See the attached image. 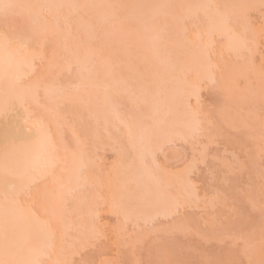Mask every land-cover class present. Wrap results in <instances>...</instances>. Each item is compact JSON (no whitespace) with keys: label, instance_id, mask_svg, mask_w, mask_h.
I'll use <instances>...</instances> for the list:
<instances>
[{"label":"snow or ice","instance_id":"6c2138e0","mask_svg":"<svg viewBox=\"0 0 264 264\" xmlns=\"http://www.w3.org/2000/svg\"><path fill=\"white\" fill-rule=\"evenodd\" d=\"M236 7L242 6L0 0V81L4 83L0 95V118L14 116L9 129L0 136V167L5 175L14 173L19 180V184H5L0 217V264H39L36 260L19 258L21 248L13 225L16 214L25 211L22 203L25 195L51 209L49 217L40 221L49 241L56 239L57 226H68L65 199L68 194L77 193L81 209L74 224L77 232L90 241L104 239L94 217L84 211L88 205V180L85 176L90 163L88 145L99 138L101 129L109 138L123 136L137 147L138 164L134 162L130 174L117 185L112 203L121 210L133 231L141 222L151 224L153 231L148 237L151 243L147 249L150 259L140 264H238L233 259L214 258L206 250L202 251L199 245L185 248L178 242L180 235L193 230L201 242L211 239L237 241L250 257L248 264H264V219L257 229L249 211L259 204L264 217V170L260 173L259 184L250 180L244 187L232 184L231 177L220 181L221 184L227 181L232 193L215 192L210 202L220 210V216L200 229L181 215L182 206L198 199L195 186L185 183L180 194H175L173 187L164 179L168 165L162 168L155 156V145L162 137L171 134L174 127L166 102L153 87L162 75L177 72V66L167 51L169 13L172 10L184 11L192 20L200 21L203 12L206 28L199 35L201 43L205 37L214 41L219 36L229 49L239 51L249 41L230 27L226 10ZM128 9L140 13L142 27L137 33L140 56L154 69L151 76L141 75L136 82L118 78L105 53L97 46L100 31ZM41 39L44 44L34 47ZM23 53L27 54L24 61L30 71L22 77L16 70ZM114 91L127 97V102L118 103L113 97ZM74 94H79L82 99L87 94L88 100L95 96L97 103V111L89 113L86 121L80 120L79 128L73 119H61L62 110L58 103V97ZM17 101L24 110L23 114L16 115ZM33 105L38 111L31 110ZM53 117L57 120L56 132L50 126ZM69 126L73 131L71 140L62 135ZM177 134L192 142L194 154L200 152L205 158L204 165L209 169V177L215 187L221 169L209 165L206 157L210 154L209 145L222 135V128L201 109L190 106L180 118ZM69 154L77 165V187L61 179L54 181L51 188L41 191L40 185L49 177H55L58 170L62 175L69 172ZM186 164L187 169L194 172L192 165L187 161ZM240 166L238 158L229 157L226 168L238 169ZM187 180L191 181V175ZM205 199L207 202V196ZM36 203L30 207L35 208ZM145 208L149 211L145 212ZM192 255L199 259L189 258Z\"/></svg>","mask_w":264,"mask_h":264},{"label":"rangeland","instance_id":"374dc122","mask_svg":"<svg viewBox=\"0 0 264 264\" xmlns=\"http://www.w3.org/2000/svg\"><path fill=\"white\" fill-rule=\"evenodd\" d=\"M40 1L44 2V0H40ZM119 1L123 2V0H89V1L86 0L85 3H113V4H116ZM127 1H129V0H127ZM175 1L176 0H133V2L131 4H143V2L145 4H153V3L175 4ZM199 1L201 3H209V4H230V5L242 6V7H236V8L228 9V10H226V12H227V15L230 19V27L231 28L233 27V29L235 31H237L240 34V36L245 37L247 39V41H249V43L246 46L240 48L239 51H236L235 49H234L235 51H233V49H229L227 46L226 47L224 46L223 49H221L220 47H216L218 44L219 45L222 44L220 39H218V41L217 40L212 41V45L210 42H208L211 46H208L209 45L208 43H204L205 45H203V43L200 45L197 43L196 45H199V46L194 48V46H196V45H193V43H191L193 45V48H194V49L193 48L192 49L194 51L197 50L199 52V54L203 56L202 58H204L206 61H208L207 64L212 62L211 57L214 56L212 54V52L214 54L219 53V55H218L219 57L217 56L218 60H217V57H213V58H215V60L214 59L213 60L214 61L217 60L219 62L218 65H220V67H221V70H220L221 72L220 71L215 72V73H214V71L212 72V70H214V68H212V67H211V70H207V68L209 69V66H207V64H205L206 62L203 63V65L204 66L206 65L205 67H207L206 70L202 68V70H204V71L200 70L201 73L197 70L199 72L198 74H202V73H203L202 75L205 74V78L201 75L197 76V78H200V76H201L202 79L205 80V81L202 80L203 83H201L202 90L199 89L198 87H196L200 90V92H198V94H200V93L201 94L200 95L197 94V98L190 97L191 100H188V102L191 101L190 104L192 107H198L199 109H201L205 114L209 115L210 118L213 119L217 123L218 126H220L222 128V135L218 138V140L215 143H212L209 145L210 154H209V156L206 157L209 165L218 166L219 169H221L220 178L217 181V185L214 187L212 184V181L209 177V169L207 167H205V165H204V159L205 158L202 157L200 152H196L194 154V145L192 144L191 141H189L188 139L184 140L185 137H183V136H182L183 139L181 138L182 140L180 139L177 141L176 138L180 137L177 134L179 137L173 136L174 138L176 137L175 138L176 140L174 139V141H171V140H173L172 139L173 137H169V139H167V138H165L166 137L165 136V137H162L163 139L165 138L164 140L161 138V140L158 141L156 144V146H158V147H156V150H155L156 152L158 151L159 148H161L159 150V153L158 154L156 153L157 155H155L158 162L163 167H164V165H168L166 170L171 172V173L165 172L166 178L169 177L168 174H170L171 178H172V176L179 177L178 174H180L181 172H182L181 173L182 175L184 174L186 176V177L183 176L184 179H187V176L191 175V181L186 180V182L191 183L192 185L195 186V190L199 193V196H198V199H193L191 202H188L186 204V206H183L181 208V215L187 221H189L191 224H193L195 227L203 229L206 224H210V222L212 221V219L214 217L220 216V210L217 207L213 206L210 202L211 197L215 194V192L217 190H220L222 192L226 191L228 194L232 193V188L229 186L228 182L225 181V183L221 184L220 181L225 180V177H231V183L232 184H239L241 186L246 187L250 180L255 182L256 184H259L260 173L262 170H264V159H262V147L260 144L264 140L263 139L264 138L263 137L264 129H262L263 128L262 126H264L263 125L264 124L263 123L264 122V114H263L264 113V109H263L264 105L262 104V102L264 103V95L261 94L262 90L264 91V87H263L264 86V84H263L264 83V66H263L264 63L263 62L261 63V60L264 59V58L261 59L264 56V39H263L264 38V34H263L264 33V7L263 6L264 5L262 4V3H264V0H198V1L196 0L195 2L199 3ZM31 2H32V0H31ZM188 2H190V1L188 0ZM36 3H38V0H36ZM186 3L183 2V4H186ZM146 11L151 12L152 10H146ZM172 11H174V10H172ZM174 12L178 13L177 11H174ZM180 12L181 11H179V14H175L172 17V19H173V20L171 19L172 22L169 18L170 13L168 15L169 19L167 20V24L169 25V28H171L170 25L172 26V29L170 30V36H169L171 43L168 41L170 45L181 44V42L184 41L185 38L190 37L192 32H197V30H198L197 28L201 29L202 26L205 24L204 16L202 15V12H201L200 21H195V20H192L191 18L189 19L188 14H186L184 11H182L187 15V17H188V19H187L186 15H184L182 12L181 13ZM122 14H124V11ZM132 14L133 15H131V16L127 15L125 20L122 22V27H119V23L121 22V20L119 21V16L117 19L109 21L108 25L100 31L99 36L97 37V44H99V42H98V39H99L102 42V44H104L105 46L110 44V47H111L112 45L115 44L116 46H114V49H116L115 47H117V43H118V45L120 43L122 45L123 43L125 44V42H130L132 38H135L137 36L138 31L142 27V23L140 20V13L138 11L132 10ZM77 19L79 20V18H77ZM203 27L206 28V24ZM204 28H203V30H205ZM0 31H2V29H0ZM199 33H201V32H198V34L194 33L195 35H198L197 38L199 37ZM191 37H192V35H191ZM194 38H196V36H194ZM41 40L39 41V43L44 42V40L43 41H41ZM190 40H188L189 43H190ZM196 41H198V39ZM215 41L217 43H215ZM101 42H100V44H101ZM186 42H187V40H186ZM200 42L201 41L199 40V43ZM254 43H256V45H257L256 47H254V45H253ZM40 44L38 45V47L42 46V44L41 45ZM128 44H130V43H128ZM206 44H207V46H206ZM36 45L34 47H36ZM121 45L119 46V48L121 47ZM183 45H184V43H183ZM223 45H225V44H223ZM123 47L124 46H122L121 48L123 49ZM190 47H192V46L190 45ZM214 48H215V51H214ZM217 48L218 49L220 48L221 51L219 52V50H218V52H216ZM114 49H113V51L110 49L111 50L110 52L112 53L113 58L115 56L114 54L118 53V52H116V51H118V49L116 51H114ZM126 49H127V47H126ZM204 49H207V51H205ZM107 51H108V49H107ZM126 51H128V53H130L129 58H128L127 57L128 54L124 52L125 54H127L126 55L127 62L129 63V61H128V59H129L131 61L130 64L132 63L131 64L132 66L136 65L135 63L138 60V58H141L140 49H138L137 45H131L128 48V50H126ZM167 51H168V53H172L171 48L167 49ZM103 52H105V51L103 50ZM110 52H108V53H110ZM113 52H114V54H113ZM175 52H177V51H175ZM198 52H197V54H198ZM124 53L122 52V54H124ZM122 54L118 53V55H120V56H122ZM209 54H210V58H211L210 62H209V59H210ZM187 55H185V57ZM189 55H190V52H189ZM105 56H106V54H105ZM120 56L118 57L119 59H120ZM193 56H195V55H193ZM181 57H183V55H181ZM195 57H197V55ZM108 58H109V56H108ZM108 58H107V60H108ZM189 58H190V56H188V59ZM112 59L109 60L110 63L111 62L113 63ZM115 59L117 60V58H115ZM115 59H113V60H115ZM142 60H141V62L138 60V62H140L139 65L145 66L146 62H145V64H143ZM172 61H174V60H172ZM184 62L185 61H183L181 63L176 62V64L174 63V65L177 66L180 64H184ZM199 62H200V60L198 59L197 64H199ZM202 62H203V59H202ZM39 63L40 62L37 61L36 65L37 64L39 65ZM250 63H253V65H250ZM139 65H138V67H140ZM115 66H119V65H117V63H115ZM129 66L130 65L128 64V67ZM262 66H263V68H262ZM112 67H114V66H112ZM136 67L137 66H135V71H138V70H136L138 67L137 68ZM177 67L179 68V66H177ZM130 69H132L134 71L133 68H130ZM130 69H128V70H130ZM147 69L149 70V68H147ZM261 69H263V70H261ZM23 70H25V69L23 68L22 72H24ZM26 70H28V69H26ZM180 70H181V68H180ZM215 70H217V69H215ZM127 71L124 72V74L125 73L127 74ZM152 71H153V69H152ZM22 72H20V73H22ZM115 72H117V71L115 70ZM121 72L122 71H120L119 73L121 74ZM129 72H131V71H128V73ZM177 72H178V70H177ZM117 73H115V74H117ZM134 73H136V74H134ZM124 74H122V75H124ZM240 74H243V75H240ZM122 75H121V77L123 78ZM130 75L131 74H129V78H131V77L134 78L133 76H135L137 79V75H138L137 72H133L131 77H130ZM168 75L170 76V74H168ZM181 75H180L181 78H182V76L186 77L185 80L187 82H189L192 79L193 74L190 73L189 75L187 74V76H185V75L181 76ZM118 76H119V74H118ZM256 76H258V78H256ZM195 77L192 79V81L195 79L194 80V81H196L195 83H198V82L200 83L199 80H201V79H198V81H197L196 80L197 78H195ZM132 78L130 79L131 82L137 81L135 79L132 80ZM178 78L176 77L177 81H178ZM206 80H208V81H206ZM209 80H210V82H209ZM211 80L215 81V83H213ZM169 81H171V79ZM168 83L173 84L172 82H168ZM168 83H167V87L169 85ZM177 84L178 83H176L175 85L178 87L179 84L178 85ZM173 85H171V86H173ZM175 85L173 87H171V88H173L172 94L170 93V90H169L170 88L166 87L167 88L166 91L169 92L168 94H170V95H168V97H166V100L170 96V104H169L170 106H168V107H171V109L173 108L175 102H177L179 104V106H178V105H176L177 103H175L176 106H178V107L182 106L181 105L182 102H179L181 100L179 98H177V99H179V101H178L175 99L176 97L174 98L176 93L178 94L177 97L181 96L180 92H178L179 91L178 88L175 87ZM158 86L156 87V89L161 88V90H162V87L160 86L158 88ZM179 86H181V85H179ZM195 86H197V85H195ZM198 86H200V85H198ZM196 88L193 87V89H195L196 92L199 91ZM163 89H165V88H163ZM166 91H164V92H166ZM164 92H160V93L163 94ZM258 92L263 96V99H262V97H260L261 95H259V97L257 96ZM117 93L119 94V92L114 91L113 97L119 103V100H117V99L121 98V100L123 101L122 98H124V97L118 95ZM165 94L166 93H164L163 95H165ZM76 95H78V94H76ZM163 95H161V96H163ZM182 95H185V94H182ZM85 96H87V94ZM118 96H120V97H118ZM199 96H200V98H199ZM181 97H183V96H181ZM85 98H84V100L83 99L82 100L78 99V100L81 102L82 101L88 102L87 106L89 107V104H90L93 107L92 102L94 101L93 100L94 96L90 100V102L93 100L91 103H89L88 99L87 98L85 99ZM125 98H127V97H125ZM163 98H164V96L162 97V99ZM193 98H194L195 102H194ZM62 99L64 101L67 100L65 98H62ZM62 99L58 97V103H59L60 108L62 110L61 119H64V118L73 119V123L75 124V126L77 128H79V121L82 119L81 116H79L76 113L78 115L77 117L80 118V120H77L76 116H75L76 119H74L72 117V115H66L68 112L67 113L64 112V105L65 104H64V101ZM196 99L199 100V102H196ZM258 99H259V101H258ZM124 101L127 102L126 99ZM166 102H169V100H167ZM65 103H67V102L65 101ZM79 104H80V102H79ZM82 104H83V102H82ZM166 104L168 105V103H166ZM186 104H189V103H186ZM67 105H69V103ZM258 105H260V106H258ZM16 106L21 107L19 101L16 102ZM95 106H97V103ZM186 106L185 105L182 106V109H180V110L181 111L184 110L183 107H186ZM188 106L190 107V105H188ZM88 107L81 106L80 112H82L81 113L82 115H84V113H90V110L88 109ZM92 107H89V108L91 109ZM130 107H131V105H130ZM32 108H33V106H32ZM93 108H95V107H93ZM186 108H188V107H186ZM34 109H35V111H38V109H36V107ZM66 109H68V107H66L65 110ZM95 109H97V107ZM174 109H176L175 106H174ZM261 109H263V110H261ZM68 110H66V111H68ZM72 110H73V108H72ZM77 110H78V108H77ZM32 111H33V109H32ZM74 111H76V110L74 109L73 112ZM174 111L172 110V112H171V113L174 112V114H175V115L171 114V115H174L173 117L177 116V114H176L177 111L176 110H174ZM92 112H94V111H91V113ZM179 112H177V113H179ZM64 113H66V114H64ZM182 113H183V111H182ZM179 114H178V117H180ZM262 114H263V116H262ZM87 116L89 117V115H87ZM8 119H9V117L7 118V121H8ZM5 120H6V118H0V124H2ZM171 120L173 121L174 118L173 119L171 118ZM177 120H178L177 123H180V121H179L180 119L178 118ZM174 121H176V120H174ZM50 123H52V124L54 123L52 125V127H53L52 130L54 132H56V129H57L56 118L53 117L50 120ZM175 126H176V124H174L173 128H175ZM177 126H179V124ZM259 126H261V128ZM67 129H68V131H70V130H72V127L70 126V128L68 127ZM67 129H65L63 135L67 136V133H68ZM254 130H256L257 132ZM178 131H179V128H178V130L176 129L177 133H178ZM71 132H73V131H71ZM101 132H104V131H101ZM176 132L174 133V135L176 134ZM258 132H260V133H258ZM69 134H70V132H69ZM101 134H103V133H101ZM105 137H107V135ZM259 137L260 138L262 137V139H260ZM70 138L72 139V135ZM99 138H100V136H99ZM99 138H98V140L100 143L102 141H104L103 139H99ZM118 138H120V136H118ZM122 139L124 141V138H122ZM166 139L170 140V141H167ZM95 140H97V139H95ZM100 140H102V141H100ZM107 141H108L107 143L105 141L103 142V144H106L107 147L102 146L103 144L101 145L102 147H104L103 148L104 150L97 147L95 149V151L92 152V154H91V151H92V148L94 146L92 147L91 141L89 142L88 153H89V160L92 161V163H91L92 165H91V170H90L91 176L88 173L87 174L89 176H87L85 173L86 177H88L87 180L88 179L90 180L91 178H93L95 180H97V178H98L97 181L104 180V178H106L108 175L106 173V170L108 172V169H109L108 167L111 166L110 164L114 161L113 157L116 156V154H114V152L116 153V152L121 151V154H122V152L125 150L124 146L119 144L120 142L117 144L120 147L122 146L123 151H122V149L120 150L119 147H117L118 148L117 150L112 149L110 147L112 140L110 141V139L108 140V138H107ZM114 141H115V139L113 140V142ZM254 141L255 142L257 141L256 142L257 144L252 143ZM97 143H95V144H97ZM115 143H116V141L114 142V144ZM124 143L126 145L128 143V141H127V143L126 142H124ZM117 144H115V146ZM128 146H130V145H128ZM258 146L261 148V150H259L260 148L259 149L257 148ZM262 146H264V142H263ZM90 147H92V148L90 149ZM133 147H134V145H133ZM110 149H112V150H110ZM130 149L132 151V149H133L132 146H130ZM113 150H114V152H113ZM136 151H137V147H136ZM136 151L133 149L132 152L129 151L130 153L127 152L128 154L126 153V155L124 153V155H122V158L120 159L119 164H118V162H116V163L114 162V163L117 166L118 165L120 166V163H122V161H124V160L128 161V159H130L129 162L131 164L134 161L137 162L138 161L136 159L137 157L134 158V155H136L134 153ZM132 153L134 155H132ZM68 156H71V155H68ZM132 157L134 158L133 162H132V159H133ZM213 157H215V159H213ZM229 157L238 158L239 161L241 162L240 168H238V169L226 168V164L228 162ZM118 158H119V155H118ZM118 158H117V160H118ZM93 161H96L97 165L95 163L93 164ZM97 161L101 163L102 168L100 167V164ZM186 161L192 165V169H194V172L192 170L187 169ZM130 163L128 165H131ZM72 164L76 168L74 163H72ZM128 165H125V166L127 167ZM97 167L99 168L98 172H97ZM88 168H90V163L88 164ZM110 168L111 169L109 170V173L112 172L113 170H116L117 168L120 169V167H117L115 169L114 164ZM95 172H97L96 173L97 176H94ZM174 177H173V180H174ZM175 180H177L176 177H175ZM167 181L168 180H166V182ZM46 184H47V181H46ZM49 184H47L45 186V183H42L41 184L42 187H40V189L41 190H42V188L44 189L43 186H45V187L48 186L47 188L52 187L51 183H49ZM171 184L173 185L174 183L172 182ZM102 187L104 189H106L104 186H102ZM172 187H174V186H172ZM91 188L92 187H90V190H91ZM93 188H95V187L93 186ZM93 188H92V190H93ZM97 188H98V186H97ZM97 190H101V187H100V189H97ZM97 190L95 192H97ZM99 192H97V196H98ZM104 192H106V190ZM89 194H90V191H89ZM89 194L87 193V195H89ZM104 195H102V196H104ZM91 196H92V194H91ZM95 196H96V194H95ZM206 196L208 198L207 202L205 199ZM78 197H79V194H78ZM1 198H4V197H2V195H1ZM91 200H93V199H91ZM79 201H80V199H79ZM91 202H93V201H91ZM96 202H97V204H100V203H98L99 199H97ZM1 203H2V200H1ZM94 204H92V205L94 206ZM65 205H66L65 206L66 210L68 208H70V205L68 203ZM89 205H87V207ZM239 206L242 207L243 205L240 204ZM87 207L85 209L90 208V207L89 208H87ZM97 207H99V208H97ZM103 207L101 204H100V206L96 205L95 208L99 209V212L97 211L98 214L100 213V214H102V216L100 214L99 215L95 214L96 216L93 214V216H94V219L96 217L95 220H96L97 228L102 230L104 233V239L100 240V242L98 241V243L96 245H94L95 242H93V241H92L93 243L88 242V244H87L88 247L83 246V248H86V249H83L82 247L79 246L80 248H82L83 251L80 249L81 250V252H80L79 249H75L76 254H75V256L72 255L71 258L69 257V264H85V262H88V261L92 262V264H94V263L95 264H104L105 262H106V264H124L122 261H129L130 264H140L141 261H147L148 259H150V256L148 254L147 249L151 243L148 240V237H149L150 233L153 231L151 224L146 225L145 223L142 224L143 222H141L139 224V226L137 227V230L133 231V230H130L131 227L129 226V224L127 222H125V223H127L126 226L125 225L123 226V224H125V223L122 222L121 225L123 227L120 226V229L123 232L120 236L119 241L117 240L114 242V241H112L113 239H110V237L108 235H109V233H110V235L111 234L113 235L112 229L114 227L112 228V226L114 225L115 227L118 228V226H119L118 221L119 220L115 219L116 218L115 216H114L115 218L113 216H110L107 212H106V214H104L105 209H103ZM249 211H251L254 226L257 229H259V226L262 222V219H264V217H262V215H261V210H260L259 204L257 205V207L254 210H249ZM113 214H115L117 217L121 216L122 220L125 219L123 214H121L120 209H119L118 213L116 212ZM68 217H69V215H68ZM98 220H100L99 221V223H100L99 227H98ZM103 220L105 222H107L108 223L107 225L112 228L111 231L109 230L110 228L109 229L107 227L105 228L107 230L106 232L108 235L105 234V229H104L105 225H103ZM140 225H141V227H140ZM125 228L128 229L127 232H125ZM129 231L131 232V235H130ZM76 237L77 238L80 237V236H78V233H77ZM84 237H86V236H84ZM81 238H83V237H81ZM112 238H114V236ZM117 238H118V236H117ZM81 240L78 241V239H77V241L79 242L77 244H80ZM126 240H127V244L124 243ZM177 240L185 248L194 247L196 245H199L202 251L206 250L208 254H210L212 256L214 255L213 257H215V258L218 256L219 258L225 257L227 259H233V260L237 261L238 264H245V263L247 264L248 260L246 258L247 257L250 258L249 255L248 256L246 255L247 257H243L245 254H242V253H246V252L244 250V247L242 245H239L237 241L225 242V241H221V240H217V239H211V240H206V241L201 242L197 238V234H196L195 230L189 232L187 235H180L177 238ZM124 244H126V245L124 246ZM87 245H85V246H87ZM128 246H130V248ZM71 252H72V254L74 253V251H71ZM124 252H126L125 253L126 256H129V257H127V260H125L126 256H124L125 258H123V256H122V254H124ZM189 258L194 259V260L199 259V257L196 255H192ZM106 260H108L109 262H107ZM245 260H247V261H245Z\"/></svg>","mask_w":264,"mask_h":264},{"label":"bare ground","instance_id":"6f19581e","mask_svg":"<svg viewBox=\"0 0 264 264\" xmlns=\"http://www.w3.org/2000/svg\"><path fill=\"white\" fill-rule=\"evenodd\" d=\"M79 2H81V3H85L86 2V0L84 1V0H78ZM87 1H89V0H87ZM191 3H196L194 0L192 1V0H189ZM198 1V0H197ZM20 2H24V3H36V0H32V2H31V0H20ZM38 2H41L40 0H38ZM43 2V1H42ZM44 2H76V0H44ZM127 2V3H126ZM133 2V0H129V1H127V0H123V2L121 1H119V2H117L116 4H131ZM145 2V1H144ZM143 2V4H145ZM177 2V3H176ZM183 4V2H187V3H190V2H188V0H176L175 1V4H181V3ZM199 3H201L200 1H199ZM263 5H264V3H262ZM264 7V6H263ZM123 11H124V14H122L123 13ZM122 11V13H120L118 16H119V21L121 20V22L119 23V27H122V22L125 20V18L127 17V15L128 16H131V15H133L132 14V10L131 9H128V11L127 10H123ZM126 11V12H125ZM174 11H177L178 13H176V12H174ZM174 11H171L170 12V16H169V18H170V20L172 19V17L175 15V14H179V10H174ZM182 12V11H181ZM180 12V13H181ZM184 15H186L187 14V12H182ZM202 15L204 16L205 14H203V12H202ZM124 16V17H123ZM121 17V18H120ZM186 17H187V15H186ZM185 17V18H186ZM124 18V19H123ZM168 18V19H169ZM187 19H188V17H187ZM190 19V18H189ZM173 20V19H172ZM172 20H171V22H172ZM205 25V24H204ZM203 25V26H204ZM201 26V25H200ZM202 26V28L201 29H199V28H197L198 30H197V32H192V37H191V35H190V37H188V38H185L186 40H187V42H186V40L184 39V41H182L183 43H184V45H183V43L181 42V44H179V45H177V44H175V45H170L169 44V42L171 43V40L169 39L168 41V47H167V49H170L171 48V50H172V53H169L170 55H172L171 57L173 58L172 60H174L173 61V63H175L176 64V62L177 63H181V62H183V61H185L184 62V64H180V65H177V66H179V68L177 67V70H178V72H176L175 74H174V76L172 75V74H170V76L168 75V74H164V75H162L161 76V79H159L157 82L155 81L154 83H153V87L155 88V90H157L158 92L160 91V92H164V91H166L167 90V88H170L169 90H170V93L172 94V92H173V88H171V87H173L176 83H178L179 85H181V86H179L178 84V87L175 85V87H177L178 88V92H180V94H181V96H183V97H177L178 96V94L176 93L175 94V96H174V98L176 99V100H178L179 101V99L181 100V101H179V102H182V106H186V107H189L188 105H190L191 106V101H189L188 102V100H191V98L190 97H194V98H197V94H198V92H200V90L199 89H201L202 90V88H201V83H203L202 82V77L201 76H203L204 78H205V74L204 75H202V74H198L199 72H200V70L201 71H204V70H202V68L203 69H205L206 70V68L207 67H205L204 65H203V63H205V64H207V62L208 61H206L204 58H202L203 56L202 55H200L199 54V52L197 51V50H193L194 48H196L197 46H199L200 44H202L201 42L199 43V37L197 38V36L198 35H195L196 33L198 34V32H201L202 33V31H204L203 30V27ZM170 30L172 29V26L170 25ZM205 29V28H204ZM232 29H233V27H232ZM237 32V31H236ZM195 33V34H194ZM201 33H199V35L201 34ZM238 33V32H237ZM239 34V33H238ZM264 34V33H263ZM240 35V34H239ZM194 36H196V38L198 39V41H196L197 39L196 38H194ZM191 39V40H190ZM218 39H220V37L218 36L215 40H217L218 41ZM264 39V38H263ZM188 40H190V43L188 42ZM193 40V41H192ZM195 40V41H194ZM41 41H43V39L41 40ZM192 41V42H191ZM206 41V42H205ZM98 42H99V44H97V46H99L102 50H104L105 52V54H106V58H108V56H109V58L110 59H112L113 58V56H112V53L110 52L111 50L113 51V49H114V46H116L115 44L114 45H112L111 47H110V44L109 45H104V44H102V42L98 39ZM100 42H101V44H100ZM186 42V43H185ZM208 42H210L211 43V45H212V41L211 40H209V38H207V37H205L204 38V41H203V45H205L204 43H208ZM42 45L44 44V42H40ZM39 42L37 43V45H36V47H38V45L40 44ZM128 43H130V44H128ZM132 43V44H131ZM191 43H193V45H196L197 43L199 44V45H196V46H194V48H193V45L191 44ZM214 43V42H213ZM215 43H217L216 41H215ZM40 44V45H41ZM209 44V43H208ZM121 45V43L118 45V43H117V47H115L116 49H114V51H116L118 48H119V46ZM131 45H137V47H138V49H139V43H138V36H136L135 38H132L131 39V41L130 42H125V44L123 43L122 45H121V47L122 46H124L123 47V49L120 47L119 49H118V51H116V52H118L119 54H122V52L124 53H127V54H122V56H120V55H118V53H116V54H114V52H113V54L115 55L114 56V58L113 59H115V58H117V60L115 59V60H113L112 59V61H113V63L111 62L110 63V59L108 58V61H109V63L110 64H112V66H114L113 68H114V72H115V70L118 72L119 70L120 71H122L121 72V74L118 72H115V73H117L116 75H117V77L119 78H122L121 77V75L122 74H124V72H126L128 69H130V68H133L134 69V71L132 70V69H130V70H128V71H131V72H129L128 73V71H127V74L125 73L124 75H122L123 76V78L122 79H124V80H127V81H130L131 82V76H132V74H133V72H137V79L141 76V75H143V76H145V77H148V75L149 76H151L154 72V69H153V67L151 66V64H150V62L149 63H146L145 64V61L144 60H142L143 58L141 57V58H138V60L141 62V60H142V63L143 64H145V66L144 65H139V63L140 62H138V60L136 61V65H134V66H132L131 64H130V60L128 59L129 58V55H130V53H128V51H126V50H128V48L130 47ZM183 45V46H182ZM189 45V46H188ZM190 45L192 46V47H190ZM210 44L208 45V46H211ZM217 45V44H216ZM219 45V44H218ZM216 46V47H220L221 49H223L224 48V46L226 47V45H223V43L222 44H220L219 46ZM223 45V46H222ZM254 45V47H256L257 45H256V43H254L253 44ZM35 46V45H34ZM102 46V47H101ZM172 46V47H171ZM185 46V47H184ZM206 46H207V44H206ZM113 47V48H112ZM126 47H127V49H126ZM170 47V48H169ZM111 50H110V49ZM190 48V49H189ZM193 48V49H192ZM206 48V47H205ZM220 48L218 49H216L217 51L216 52H218V50H219V52L221 51L220 50ZM107 49H108V51H107ZM125 49V50H124ZM124 50V51H123ZM175 51H177V52H175ZM198 52V54H197V52ZM214 51H215V48H214ZM233 51H235L234 49H233ZM108 52H110V53H108ZM189 52H190V55H189ZM195 52V53H194ZM193 55H197V57H195V56H193ZM188 54V55H187ZM212 54L214 55V56H212L211 58H212V62H210V60H211V58L209 59V64L211 65V67L212 68H214V70H212V72L214 71V73L215 72H219L220 70H221V67H220V65H218L219 64V62L217 61L218 60V55H219V53L217 54V53H213L212 52ZM217 54V55H216ZM27 54L26 53H23V54H21V63H20V65H19V67L17 68V74L18 75H20V76H24L27 72H29L30 71V68H29V66H28V64L24 61V57L26 56ZM117 55V56H116ZM126 55H127V59H128V61H129V63L127 62V60H126ZM181 55H183V57H181ZM185 55H187L186 57H185ZM192 55V56H191ZM199 55V56H198ZM216 55V56H215ZM120 56V59L118 58ZM188 56H190V58L188 59ZM201 56V57H200ZM218 56V57H217ZM177 57V58H176ZM213 57H217V60L216 61H214L215 60V58H213ZM184 60H183V59ZM203 59V62H202V59ZM264 58V56L261 58V59H263ZM119 59V60H118ZM198 59L200 60V62H199V64H197V62H198ZM214 59V60H213ZM37 61H39V60H37ZM37 61H36V63H37ZM115 61V62H114ZM217 62V63H216ZM264 63V59L263 60H261V63ZM115 63H117V65H119V66H115ZM138 63V64H137ZM128 64L131 66H129L128 67ZM209 64H207V66H209ZM138 65L140 66V67H138ZM148 65V66H147ZM203 65V66H202ZM250 65H253V63H250ZM135 66H137L136 68V70H138V71H135ZM147 66V67H146ZM201 66V67H200ZM218 66V67H217ZM264 66V65H263ZM263 66H262V68H263ZM119 67V68H118ZM205 67V68H204ZM25 69V70H23L24 72H22V69ZM37 68H39V65L37 64ZM116 68V69H115ZM147 68H149V70L147 69ZM180 68H181V70H180ZM199 68V69H198ZM26 69H28V70H26ZM152 69H153V71H152ZM215 69H217V70H215ZM199 72H198V71ZM207 70H209L208 68H207ZM211 70V69H210ZM261 70H263V69H261ZM133 71V72H132ZM20 72H22V73H20ZM153 72V73H152ZM221 72V71H220ZM151 73V74H150ZM193 74L192 75V79L195 77V78H197V76H199V75H201L200 76V78H197L196 80L198 81V79H201V80H199L200 81V83L198 82V83H195L196 81H192V79L189 81V82H187L186 80H185V78L186 77H183L182 75H185V76H187V74L189 75V74ZM201 73V72H200ZM118 74H119V76H118ZM129 74H131L130 75V77L131 78H129ZM134 74H136V73H134ZM182 76V78L180 77V75ZM37 75H40V72L39 71H37ZM167 75V76H166ZM240 75H243V74H240ZM134 78H132V80L133 79H135V80H137L136 79V77L135 76H133ZM172 77V78H171ZM176 77L178 78V81H177V79H176ZM169 78V79H168ZM182 80H181V79ZM256 78H258V76H256ZM171 79V81H169ZM175 81H174V80ZM134 80V81H135ZM172 82L173 84H171V83H168V82ZM203 81H205V80H203ZM206 81H208V80H206ZM212 81V80H211ZM133 82V81H132ZM136 82V81H135ZM209 82H210V80H209ZM167 83L169 84L168 85V87H167ZM181 83V84H180ZM173 85V86H171V85ZM262 84V83H261ZM264 84V83H263ZM159 85V86H158ZM195 85H197V86H195ZM198 85H200V86H198ZM158 86V88L161 86L162 87V90H161V88H159V89H156V87ZM193 86H195V88L196 87H198V88H196L197 90H199V91H197L196 92V90L195 89H193ZM263 86V85H262ZM261 86V87H262ZM167 87V88H166ZM259 87V86H258ZM264 87V86H263ZM163 88H165V89H163ZM191 89V90H190ZM258 89V88H257ZM260 89V88H259ZM3 90H4V83H3V81H0V95H2V93H3ZM164 90V91H163ZM194 90V91H193ZM256 90V89H255ZM116 92V91H115ZM118 92V91H117ZM159 92V93H160ZM257 92V91H256ZM261 92V91H260ZM264 91L262 90V93L261 94H263L264 95V93H263ZM164 93H166L165 95H163ZM163 94L162 93H160V95H163L164 96V98H163V100L166 102L167 100H169V102H166V103H168V105L167 106H170L169 104H170V96H169V98L166 100V97H168V95H170V94H168L169 92H164ZM118 94V93H117ZM179 94V95H180ZM182 94H185V95H182ZM201 94V93H200ZM200 94H198V95H200ZM258 95V97H259V95H261L259 92L257 93ZM76 94H74V95H72V96H69V97H66L65 99H67V100H65L67 103H65V101H64V112H68L67 114L66 113H64V114H66V115H72V117L74 118V119H76L77 118V120H80V118H78L77 116L79 115V116H81V120H87V118H88V116L87 115H89V113H84V115H82L81 113L82 112H80V108H81V106H83V107H88L87 105H88V102H85V101H82L83 102V104H82V102L81 101H79V100H82V98H81V96L78 94V95H76ZM86 95V94H85ZM118 95H120V94H118ZM75 96V97H74ZM78 96V97H77ZM121 96V95H120ZM120 96H118V97H120ZM163 96H161V97H163ZM172 96V95H171ZM86 98H87V96H85ZM124 97V96H123ZM260 97H262V99H263V96L261 95ZM85 98V99H86ZM93 98V97H92ZM94 98H95V96H94ZM93 98V100L95 101H91L92 102V104H93V107H97V106H95L96 105V100ZM125 98V97H124ZM122 98L123 99V101L126 99L127 100V98ZM177 98H179V99H177ZM194 98H193V100H194ZM199 98H200V96H199ZM79 99V100H78ZM117 99V98H116ZM61 100V101H62ZM84 100V99H83ZM117 100H119V103H121V102H123L122 100H121V98L120 99H117ZM175 100V101H176ZM187 100V101H186ZM62 101V102H63ZM87 101V100H86ZM89 101V103H91L90 102V100H88ZM121 101V102H120ZM258 101H259V99H258ZM263 101V100H262ZM79 102H80V104H79ZM125 102V101H124ZM189 103V104H186V103ZM194 102H195V100H194ZM196 102H199V100H197L196 99ZM69 103V105H67ZM78 103V104H77ZM175 103H177V102H175ZM175 103H174V106H175V108L176 109H174V106H173V108L171 109V107H168L169 108V110H171L170 112H172V110L174 111V110H176L177 112H179V113H177L176 112V114H177V116H175V117H173L175 114H174V112L173 113H171V114H174V115H171V118L173 119L174 118V120H176V121H172L173 122V124H176V126L179 124V123H177V119L179 118H181V116H182V111L184 112L185 111V108L186 107H183V109L184 110H180V109H182V106H180V107H178L179 106V104L177 103L176 105H178V106H176L175 105ZM95 104V105H94ZM262 104L264 105V103L262 102ZM78 105V106H77ZM130 106V105H129ZM258 106H260V105H258ZM66 107H68V109H66V110H68V111H66L65 110V108ZM89 107H92L90 104H89ZM88 107V109L90 110V113H91V111H96L97 109H95V108H89ZM192 107V106H191ZM264 107V106H263ZM35 106L33 105V108H31V110L33 109V111H35ZM72 108H73V110L75 109L76 111H74L73 112V110H72ZM77 108H78V110H77ZM179 108V109H178ZM16 109L18 110V112L16 113V115H19V114H23V109L21 108V107H18V106H16ZM95 109V110H94ZM187 109V108H186ZM264 109V108H263ZM263 109H261V110H263ZM72 113H70V112ZM78 115H77V114ZM182 113V114H181ZM75 114V115H74ZM178 114H179V116L180 117H178ZM264 114V113H263ZM263 114H262V116H263ZM75 116H76V118H75ZM85 116V117H84ZM176 118V119H175ZM14 120V116H10L9 117V119H8V121H7V118H6V120L2 123V124H0V136H2L3 134H4V132L5 131H7L8 129H9V123L11 122V121H13ZM262 120V119H261ZM180 121V120H179ZM260 121V120H259ZM263 121V120H262ZM258 123V122H257ZM260 123V122H259ZM264 123V122H263ZM54 124V123H53ZM52 123H50V126H51V128L53 129V127H52V125H53ZM257 125V124H256ZM264 125V124H263ZM175 126V128H173V131H172V133L171 134H169V135H167L165 138H167V139H169V137H173V136H176V137H179V138H176L177 139V141L178 140H180L181 138L183 139V137L181 136V135H177V132H176V129L178 130V128H179V126H177L176 127ZM260 128H261V126H259ZM263 128L262 129H264V126H262ZM69 128H70V126H69ZM258 128V127H257ZM254 129V128H253ZM256 129V128H255ZM261 129V130H262ZM70 130V129H69ZM259 130V129H258ZM72 130H70V131H68V129H67V138L69 137H71V135H73V132H71ZM101 131H103V129L101 130ZM254 131H256V130H254ZM54 132V131H53ZM69 132H70V134H69ZM176 132V134L174 135V133ZM257 132V131H256ZM101 133H103V134H100V138L99 139H103L106 143L108 142L107 141V138H108V140L110 139V141H111V148L112 149H115V150H117L118 148L117 147H119V149L121 150L122 149V146H124V151H123V149H122V154H121V151H119V152H114V150H113V152H114V154H116V156H114L113 157V159H114V161L110 164L111 166L114 164L115 165V169L117 168V167H120V169L119 168H117L116 170H113L112 172H110L109 173V170L111 169L110 167L111 166H109L108 168V172H107V170H106V173L108 174L107 175V177L106 178H104V180H99V181H97L98 180V178H97V180H95V179H93V178H91L90 180L88 179V194H89V191H90V194L88 195V207L87 208H89V209H84V211L85 212H90L91 214H92V217H94L93 216V214L95 215H99L98 214V212H99V209H97V208H99V207H97V208H95V206L97 205H99L100 206V204L102 205V207H103V209H105V211H104V214H106V212L110 215V216H115L114 218L115 219H118L119 221V226H118V228L117 227H115L114 225L112 226V228L110 227V226H108L107 224V222H105L104 220H103V225H105L104 226V229L107 227L110 231H111V229H112V232H113V235L111 236L110 235V231L108 232L109 233V235L107 234V230L105 229V234L106 235H108L109 237H110V239H113L112 241H119V239H120V236H121V234H122V232L123 231H121V229H120V226L121 227H123L124 225L126 226L127 225V223H125L126 221H124V220H122V218H121V216H116L115 214H113V213H118V211H119V209H117V208H115L114 206H113V203H112V195H113V192L116 190V188H117V185L119 184V183H122L123 181H124V179L130 174V172H131V170H132V166H133V164H134V162H133V160H134V158L135 157H137V151H136V146H134L133 147V144L132 143H130L128 140H126L125 139V137H123V136H120V138H118V136H112L111 138H109L108 137V135H107V137H105L106 136V134L104 133V132H101ZM258 133H260V132H258ZM257 134V133H256ZM62 135H63V133H62ZM70 135V136H69ZM102 135V136H101ZM104 136V137H103ZM102 137V138H101ZM263 137H264V135H263ZM68 138V139H69ZM105 138V139H104ZM122 138H124V141H123V139ZM164 138V139H165ZM174 137L172 138L173 140H171V141H174V139H175ZM260 138V137H259ZM115 139V141H116V143L115 144H117V143H119L120 145H122L121 147L117 144L116 146H115V144H114V142H113V140ZM163 139V138H162ZM163 139V140H164ZM166 139V140H167ZM175 139V140H176ZM181 139V140H182ZM185 139H187V138H184V140ZM255 139V138H254ZM260 139H262V137L260 138ZM264 139V138H263ZM69 140H71V138L69 139ZM118 140V141H117ZM126 140V141H125ZM161 140V139H160ZM159 140V141H160ZM257 140V139H256ZM100 141H102V140H100ZM104 141H102L101 143L99 142V140L97 139V140H92L91 141V145H92V147H90V149L92 148V151H91V154H92V152H94L95 151V149L97 148V147H99V148H101V149H103L104 147H102V146H106V144H103V142ZM127 141H128V143H127ZM167 141H170V140H167ZM97 143V144H95V143ZM124 142H126L127 144L125 145V143ZM257 142V141H256ZM255 141L254 142H252V143H256ZM263 142H264V140H263ZM263 142H261L260 144H261V147H262V144H263ZM94 143V144H93ZM100 143V144H99ZM123 143V144H122ZM103 144V145H102ZM113 144V145H112ZM257 144V143H256ZM259 144V143H258ZM98 145V146H97ZM102 145V146H101ZM128 145H130V146H132V148L136 151L134 154H136V155H134L133 153H132V155H134V158L132 159V164L129 162L130 161V159H128V161L127 160H124V161H122V163H120V166L118 165H116L115 163L116 162H118V164H119V162H120V159L122 158V155H124V153H125V155H126V153L127 152H132L133 151V149H132V151H131V149H130V146H128ZM253 145V144H252ZM255 146V145H254ZM107 147V146H106ZM105 147V148H106ZM114 147V148H113ZM156 147H158V146H156L155 145V150H156ZM256 147V146H255ZM258 149L260 148L259 146L257 147ZM107 149V148H106ZM105 149V150H106ZM112 149H110V150H112ZM158 149V148H157ZM161 148H159L158 149V151L156 152L155 151V155H157L158 153H159V150H160ZM104 150V149H103ZM127 150V151H126ZM259 150H261V148L259 149ZM129 152V153H130ZM118 153V154H117ZM157 153V154H156ZM128 154V153H127ZM69 155H71V154H69ZM118 155H119V158H118ZM117 158H118V160H117ZM137 159V158H136ZM117 160V161H116ZM126 161V162H125ZM98 162V161H97ZM115 162V163H114ZM72 163H74V161L72 160V157L71 156H68L67 157V164H68V169H69V172L67 173V174H64V175H62L61 174V172L58 170L57 171V174H56V176L55 177H49L48 178V180H47V184H49V183H51V185L53 186V183H54V181L55 182H59L61 179L65 182V183H70L71 184V186L72 187H77V179H78V177L75 175V167L73 166V164ZM92 163V161L90 160V168H88L87 169V171H86V175L87 176H89L90 175V170H91V164ZM96 164V161H93V164ZM99 164H100V167H101V163L100 162H98ZM131 164V165H128V164ZM137 164H138V161L136 162ZM98 164V165H99ZM125 166V165H128L127 167L125 166H123V165ZM74 165L77 167V165L74 163ZM97 165V164H96ZM104 165V164H103ZM161 165V164H160ZM123 166V167H122ZM99 167V166H98ZM97 167V172H98V168ZM162 168H163V166H161ZM102 168V167H101ZM113 168V167H112ZM114 169V168H113ZM102 170V169H101ZM89 171V172H88ZM97 172H95L94 174V176H97ZM165 172L166 173H171V172H169V171H167V170H165ZM89 175H88V174ZM182 173V172H181ZM178 174V176L179 177H177V176H175L176 178H177V180H175V177L174 176H172V178L170 177V174H168V178H166V176L164 177V179H165V182H166V180H168L166 183L167 184H169V185H172L171 183L173 182L174 184L172 185V186H174L173 187V191H174V193H176L177 195H179L180 194V192H181V190H182V188H183V185H184V183L186 182V180L187 179H184V177H186L184 174L182 175V174ZM85 175V176H86ZM91 176V175H90ZM184 176V177H183ZM173 177H174V180H173ZM86 178H88V177H86ZM76 179V180H75ZM173 180V181H172ZM6 183H9V184H19V180H18V178H17V176H16V174H14V173H9L8 175H5V173H4V171H3V169H2V167H0V199L2 200V203H1V200H0V217H2V208H3V203H4V198H1V195H2V197H5V184ZM45 183V186L47 185L46 184V181L44 182ZM187 183V182H186ZM50 185V184H49ZM45 186H43L44 187V189L46 188ZM93 186L95 187V188H93ZM97 186H98V188H97ZM102 186H104L106 189H104ZM40 187H42L41 185H40ZM48 187V186H47ZM90 187H92L93 188V190H92V188H91V190H90ZM100 187H101V190H97V189H100ZM51 188V187H50ZM103 188V189H102ZM43 188H42V190H44ZM95 189V190H94ZM41 190V189H40ZM41 190V191H42ZM97 190V192H99V194H98V196H97V192H95ZM106 190V192H104ZM102 191V192H101ZM78 194L79 193H77V194H68L67 196H66V199H65V204H69L70 205V208H68L67 210H66V208H65V206H64V211H65V213L67 214V220H68V226H63V225H60V226H57V228H56V239L54 240V241H49L48 239H47V237H46V235H45V229H44V226H43V224L40 222V221H42V220H44V219H47L48 217H49V215L51 214V209H46L42 204H40V203H36L35 201H33V200H30V199H28V197H27V195H25L24 197H23V199H22V203H23V205H24V209H25V211H24V213L23 214H19V213H17L16 214V216H15V219H14V225H13V227H14V230H15V236H16V239H17V241H18V244H19V246H20V248H21V253H20V257L19 258H21V259H30V260H36V261H38L39 262V264H69V257L71 258L72 257V255H74L75 256V249H79V251L81 252V250H82V248H83V246L84 247H88V242L90 243V242H92V241H90L89 240V238L88 237H83V238H81L82 236L77 232V229H76V227L74 226V224H75V221L77 220V218H78V214L80 213V211H81V209H80V201H79V197H78ZM91 194H92V196H91ZM95 194H96V196H95ZM101 194V195H100ZM105 194V195H104ZM102 195H104V196H102ZM100 196V197H99ZM99 197V198H98ZM79 198V199H78ZM91 199H93V200H91ZM97 199H99V202L98 203H100V204H97ZM91 201H93V202H91ZM67 202V203H66ZM33 203H36V206H35V208H31L30 206L33 204ZM95 203V204H94ZM92 204H94V206L92 205ZM241 205H243V204H241ZM244 206V205H243ZM242 206V207H243ZM183 207V206H182ZM145 210V212H147V211H149V209L147 210V208H145L144 209ZM98 211V212H97ZM29 213H31V215H29ZM112 214V215H111ZM68 215H69V217H68ZM95 215V216H96ZM101 216H102V214H100ZM108 215V216H109ZM109 216V217H110ZM124 216V215H123ZM95 219H96V217H95ZM100 219V218H99ZM121 220V221H120ZM99 221L100 220H98V227L100 226V223H99ZM122 222L123 223H125V224H123V226L121 225L122 224ZM95 223H96V220H95ZM142 224H144V223H142ZM139 226V225H138ZM140 227H141V225H140ZM117 229V230H116ZM116 232H115V231ZM123 230V229H122ZM130 230H133L132 228L130 229ZM135 230H137V228L135 229ZM111 232V233H112ZM130 232V231H129ZM77 233H78V236H80L79 238H77L76 236H77ZM118 234V235H117ZM130 235H131V232H130ZM114 236V238H112ZM117 236H118V238H117ZM82 240H81V239ZM77 239H78V241L79 240H81L80 241V244H77V243H79L78 241H77ZM115 239V240H114ZM98 241L100 242V240H95V241H93V242H95L94 243V245H96L97 243H98ZM92 242V243H93ZM108 242V241H107ZM91 243V244H92ZM124 243H126L127 244V240L124 242ZM126 244H124V246L126 245ZM78 245V246H77ZM82 245V246H81ZM85 245H87V246H85ZM77 246V247H76ZM82 247V248H80V247ZM129 248H130V246H128ZM29 249H32L33 251H29ZM81 249V250H80ZM83 249H86V248H83ZM71 251H74V253L72 254V252ZM83 251V250H82ZM127 251V250H126ZM125 253L126 252H124V254H122V256H123V258H125L124 256H126L125 255ZM242 254H245L243 257H247L248 256V254H246V253H242ZM71 255V256H70ZM247 255V256H246ZM214 256V255H213ZM127 257H129V256H126V258H125V260H127ZM222 257V256H221ZM131 258V257H130ZM129 258V259H130ZM215 258V257H214ZM216 258H219L218 256L216 257ZM222 258H225V257H222ZM73 259V258H72ZM247 260H249V258L247 257L246 258ZM247 260H245V261H247ZM107 262H109L108 260H106ZM124 264H130V262L129 261H122ZM95 264V263H94ZM104 264H106V262L104 263ZM246 264V263H245ZM247 264H248V261H247Z\"/></svg>","mask_w":264,"mask_h":264}]
</instances>
